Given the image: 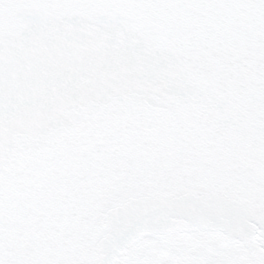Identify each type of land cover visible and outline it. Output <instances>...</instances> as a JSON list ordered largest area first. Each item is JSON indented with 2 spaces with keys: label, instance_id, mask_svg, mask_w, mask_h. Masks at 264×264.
Here are the masks:
<instances>
[{
  "label": "snow or ice",
  "instance_id": "6c2138e0",
  "mask_svg": "<svg viewBox=\"0 0 264 264\" xmlns=\"http://www.w3.org/2000/svg\"><path fill=\"white\" fill-rule=\"evenodd\" d=\"M0 264H264V0H0Z\"/></svg>",
  "mask_w": 264,
  "mask_h": 264
}]
</instances>
